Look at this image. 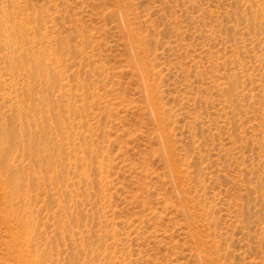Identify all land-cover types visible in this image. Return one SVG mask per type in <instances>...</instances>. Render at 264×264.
<instances>
[{
    "label": "rangeland",
    "instance_id": "rangeland-1",
    "mask_svg": "<svg viewBox=\"0 0 264 264\" xmlns=\"http://www.w3.org/2000/svg\"><path fill=\"white\" fill-rule=\"evenodd\" d=\"M0 264H264V0H0Z\"/></svg>",
    "mask_w": 264,
    "mask_h": 264
}]
</instances>
